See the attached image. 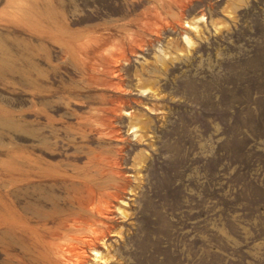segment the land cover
I'll return each instance as SVG.
<instances>
[{"label":"rangeland","instance_id":"374dc122","mask_svg":"<svg viewBox=\"0 0 264 264\" xmlns=\"http://www.w3.org/2000/svg\"><path fill=\"white\" fill-rule=\"evenodd\" d=\"M55 213L84 264H264V0H0V264Z\"/></svg>","mask_w":264,"mask_h":264},{"label":"bare ground","instance_id":"6f19581e","mask_svg":"<svg viewBox=\"0 0 264 264\" xmlns=\"http://www.w3.org/2000/svg\"><path fill=\"white\" fill-rule=\"evenodd\" d=\"M185 40L188 44L191 43V41L188 37H186ZM78 190H79V188H78ZM95 196H97V195L95 194ZM99 198H101V196H99ZM101 199H100V202H101ZM95 201H96V199H95ZM93 203L90 206V210H93V207H94V206H92ZM94 209L99 211L97 206ZM104 214H106V213H104ZM72 215H73V213H72ZM72 215L70 216V214H68V213L56 215V213H55L54 216L52 215L50 220H45V221L40 222L41 223L40 225L42 227H44V229H42V230H44L46 233H48V236H46L48 238H42L41 240H39V243H40L42 250H43L42 251L43 257L41 256L42 257L41 264H84L85 258H86V255H85L86 248H90L91 251L94 250L96 255H98L100 253L98 251V249H96L94 247V243H93L94 239H92L93 237H91V235L94 233V234H96L95 238L97 239L98 234L101 233L100 232L101 230L99 231V229H98L97 223H94L93 220H91L93 218L87 219L88 217H86L80 213L79 214L77 213V216H75V215L72 216ZM91 216H93V215H91ZM96 218H97V216H96ZM105 230H104V233H105ZM44 235H46V234H44ZM97 257H99V256H97ZM100 258H102V256H100L99 259Z\"/></svg>","mask_w":264,"mask_h":264}]
</instances>
